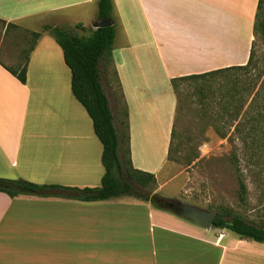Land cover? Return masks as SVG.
Returning a JSON list of instances; mask_svg holds the SVG:
<instances>
[{"label":"crops","instance_id":"obj_1","mask_svg":"<svg viewBox=\"0 0 264 264\" xmlns=\"http://www.w3.org/2000/svg\"><path fill=\"white\" fill-rule=\"evenodd\" d=\"M63 1L0 0V20L31 28L22 21L35 17L42 27L61 26L69 20L57 13L71 5ZM95 1L89 23L79 22L85 27L101 20L99 0L72 3ZM137 3L168 84L249 61L259 0ZM145 78L141 86L124 77L118 84L107 78L109 92L101 80L118 133L128 136L134 167L157 177L168 164L178 103L175 93L166 99ZM102 153L92 119L72 93L63 49L51 34L43 33L30 56L27 83L0 61L1 178L97 187L105 172ZM0 264H264V242L227 228L204 229L134 196L82 201L54 195L12 198L0 191Z\"/></svg>","mask_w":264,"mask_h":264},{"label":"trees","instance_id":"obj_2","mask_svg":"<svg viewBox=\"0 0 264 264\" xmlns=\"http://www.w3.org/2000/svg\"><path fill=\"white\" fill-rule=\"evenodd\" d=\"M99 19L113 21V1L99 0ZM6 32L19 28L15 23L0 20ZM82 31H88L83 24H76ZM89 34H77L67 27L44 25L41 31H31L27 47L21 49L24 59L17 67L2 64L21 82L27 83V72L30 56L38 40L44 32H49L63 49L64 59L71 70V89L75 98L86 109L92 119L95 134L103 145L102 164L104 175L97 187H65L55 184H39L23 178L8 179L0 177V191L12 198L22 194L38 196H60L82 201L108 200L121 196H134L150 200L155 207H160L155 201L157 194L144 195L141 189L157 188V177L154 173L134 167L128 136L123 138L118 133L114 123L108 96L102 84V60L111 55L116 37V25L101 28H90ZM254 36L264 40V0H259ZM254 42L249 61L244 65L224 67L202 74H194L175 78V87L181 80L201 79L197 86L204 114L210 108V119L205 124H211L222 138H227L233 144L231 161L237 173L239 183V200L246 203L249 193L245 177L248 174L264 189V73L251 74L254 61ZM219 80L214 85L212 80ZM221 79V81H220ZM203 119V120H204ZM126 146L121 148V141ZM236 141H239V147ZM173 139L171 142L169 160L179 161L173 155ZM181 145V142L179 146ZM181 155L180 161L190 163L196 156ZM209 210L215 212V222L218 228H227L238 235L256 241L264 242V225L251 222L232 208L210 205Z\"/></svg>","mask_w":264,"mask_h":264},{"label":"rangeland","instance_id":"obj_3","mask_svg":"<svg viewBox=\"0 0 264 264\" xmlns=\"http://www.w3.org/2000/svg\"><path fill=\"white\" fill-rule=\"evenodd\" d=\"M69 1H63L71 5L64 7L57 15L63 16L65 20L67 18L72 24L65 21L67 24L60 27L88 35L93 26H89L88 31H82L76 27V23H89L97 7L96 1L86 4H72L79 0ZM115 17L118 21L117 38L111 55L105 57L101 63L105 89L108 92L110 90L107 78L109 82L112 78L115 79L118 84L124 77L125 80H132L131 83L141 86L139 81L143 82L145 77L140 75L145 73V80L153 85L154 92L167 94L166 99L174 98L175 93L178 103L172 146L173 155L177 156L179 161L168 159L165 169L158 173L157 178L161 185L158 193V183L156 189H141L142 193L150 196L157 194V198L178 199L208 210L210 205L232 208L249 221L264 225V189L247 174L245 181L249 193L246 203L240 202L237 173L231 161L233 144L228 139L221 138L211 124L204 123L205 119H210L211 112L210 108H207L209 113L204 114L206 110L204 111L200 94L197 92V86L203 80H181L175 89L171 83L168 84L146 25L143 24L137 0H115ZM22 22L29 24L31 28L20 26L6 32L4 24L0 21V60L10 67H17L18 63L23 61L24 54L21 49L27 47L30 32L41 31L43 28L35 17ZM254 37L255 54L251 74L264 73V40L260 36ZM53 59L55 61V57ZM218 83L219 80H212V84ZM35 109V105H32L31 110ZM59 111L61 112L57 111V116L64 119L63 110ZM34 116L31 113L30 119ZM235 144L239 147L240 142L236 141ZM190 152H193L191 156L196 157L188 164L185 160L181 162L180 156Z\"/></svg>","mask_w":264,"mask_h":264},{"label":"water","instance_id":"obj_4","mask_svg":"<svg viewBox=\"0 0 264 264\" xmlns=\"http://www.w3.org/2000/svg\"><path fill=\"white\" fill-rule=\"evenodd\" d=\"M111 25H114L113 21L109 19H102L95 22L93 24V28L97 29ZM155 201L159 204V206L174 212L178 216L191 220L196 225L204 229H211L213 227H216V214L212 210H208L194 204L185 203L173 198L159 197L156 198Z\"/></svg>","mask_w":264,"mask_h":264}]
</instances>
